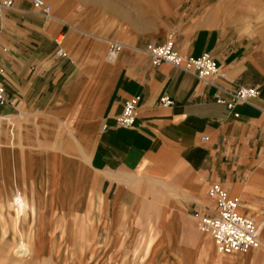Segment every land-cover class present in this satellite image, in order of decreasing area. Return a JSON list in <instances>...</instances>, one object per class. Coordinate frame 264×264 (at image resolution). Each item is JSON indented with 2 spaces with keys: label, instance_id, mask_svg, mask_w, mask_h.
I'll use <instances>...</instances> for the list:
<instances>
[{
  "label": "crops",
  "instance_id": "0c3cea01",
  "mask_svg": "<svg viewBox=\"0 0 264 264\" xmlns=\"http://www.w3.org/2000/svg\"><path fill=\"white\" fill-rule=\"evenodd\" d=\"M206 2L186 0L163 23L161 36L124 43L114 59L86 53L79 60L71 52L57 54L56 35L63 33L66 38L69 30H64L66 23L60 16L52 14V20L46 19L32 8L31 0H14V8L0 21V79L6 97L15 96L16 104L0 105V116L10 124L11 117H26L23 126L29 127L22 131L33 145L35 165L48 166L62 149L69 151L66 164L72 162L71 144L66 143L55 145L48 164L43 160L41 149L58 122L71 130L72 123L82 131L91 130V137L82 141L89 144L84 166L95 176L111 216L117 217L123 203H133L136 213L130 220H138V210L148 207L161 218L173 219L176 214L168 207L175 204L188 218H194L195 226L188 219L185 226L163 231L161 239L170 251H178L175 245L182 238L197 250L202 242L197 219L215 214L207 190L220 183L230 196L239 198L243 214L260 221V245L247 251L251 252L264 248V41L242 34L233 24L219 22L214 6L201 11ZM170 34L182 54L208 52L225 72L221 79L225 86H258L260 93L253 104L238 103L229 110L214 101L213 87L193 75L165 62L153 65L145 46L163 43ZM94 56L98 62L89 67L84 59ZM164 93L173 100L168 107L160 103ZM134 95L140 96L134 124L117 125L124 101ZM35 123L51 127L44 128L41 145L34 141L39 135ZM5 127L2 122L1 189L9 161L8 136L2 133ZM8 132L13 136L11 128ZM204 135L208 140L201 139ZM10 146L14 148V141ZM20 164L24 169L22 158ZM87 182L85 176L82 186ZM168 234L173 237L171 246L165 242Z\"/></svg>",
  "mask_w": 264,
  "mask_h": 264
},
{
  "label": "rangeland",
  "instance_id": "374dc122",
  "mask_svg": "<svg viewBox=\"0 0 264 264\" xmlns=\"http://www.w3.org/2000/svg\"><path fill=\"white\" fill-rule=\"evenodd\" d=\"M46 1L52 5V14L67 23L64 28L69 29L65 38L66 52L81 60L86 53L107 57V44L102 38H115L131 45L137 37L161 36L163 23L186 0ZM210 6H214L219 22L233 24L242 34L264 41V0H207L201 11ZM84 60L89 67L98 62L95 56ZM10 120L11 124L2 121L6 125L2 133L8 136L5 145L9 161L4 189L0 188V264H264L262 246L256 251L217 255L209 236L201 233L207 250L202 251L199 242L195 251L182 238L179 245H175L178 251H170L161 239L163 231L174 230L178 224L185 226L188 219L195 226L194 218H188L175 204L168 207L176 214L173 219L161 218L154 211H148V207L138 210V220H130L136 213L133 203H123L117 217L116 214L111 216L105 209L106 201L95 176L84 166L89 159V144L82 141L91 137V130L82 131L77 123H70L71 130L58 122L57 130L49 132L47 143L41 149L43 160L48 164L49 152L55 145L66 143L71 146L72 162L66 164L69 151L62 149L63 152L51 157V164L42 166L33 164V145L22 131L29 127L23 126L26 117L16 116ZM34 126L39 130L34 141L41 145L45 139L44 128L51 127L45 123ZM10 128L14 137L8 133ZM65 137L69 139L66 142ZM10 139L14 141V148L10 146ZM80 147L85 151L84 156L80 155ZM85 176L88 182L82 186ZM24 190L28 197L40 195L36 198V216L32 221L38 237L28 236V250L18 251L17 227L7 215L6 203L7 197ZM165 242L171 246L173 237L166 235Z\"/></svg>",
  "mask_w": 264,
  "mask_h": 264
},
{
  "label": "built area",
  "instance_id": "2783aa9c",
  "mask_svg": "<svg viewBox=\"0 0 264 264\" xmlns=\"http://www.w3.org/2000/svg\"><path fill=\"white\" fill-rule=\"evenodd\" d=\"M31 5L37 13L52 20V5L46 0H31ZM13 8L14 0H0V21L4 14ZM64 39L63 33H59L55 37L57 54L63 56L66 55ZM101 40L107 44L106 53L110 58L116 57L124 46L123 42L115 38H102ZM144 51L153 65L162 62L168 63L182 72L193 75L198 81L213 87L214 101L218 104H225L229 110H232L238 103L253 104V99L257 98L260 93L256 85L225 86L221 80L225 78V72L218 68L208 52L199 56L182 54L176 49L172 34L163 43L147 44ZM139 100L140 96L134 95L124 101L122 111L116 118L117 125L131 127L134 124ZM6 103L15 105L16 97H6L5 87L0 79V105ZM160 103L162 106L168 107L173 104V100L164 93L160 97ZM2 118L3 116H0V132L4 120ZM105 128L106 125H102V129ZM201 139L208 140V136L204 135ZM207 194L216 206L215 214L198 217L196 226L201 233L211 238L216 251L227 255L257 248L260 245V221L240 211L239 198L230 196L220 183L211 184Z\"/></svg>",
  "mask_w": 264,
  "mask_h": 264
},
{
  "label": "bare ground",
  "instance_id": "6f19581e",
  "mask_svg": "<svg viewBox=\"0 0 264 264\" xmlns=\"http://www.w3.org/2000/svg\"><path fill=\"white\" fill-rule=\"evenodd\" d=\"M124 46H126V45L124 44ZM124 46H123V48H124ZM106 58L107 59H114L115 57L110 58L107 55ZM37 197H40V195L34 194V195H31L30 197H28L25 194V190H24V192H19V194H17V195H12V196L7 197V203L6 204H7V207L9 209V213H7L8 211L6 213H7V215L8 214L10 215V219L14 223L15 227H17L18 242L16 244V247H17L18 251L28 250V248H29L28 239H27L28 236H30L32 239H35L38 237V232L34 231V229L32 228V221L35 219V216H36L35 203H36ZM42 198L43 197H41V199ZM27 215H29V218L27 217ZM41 221L42 220H40V225L42 226ZM260 232H261V228H260ZM4 233L5 232H3V235H4ZM261 244H264V242L262 240H261ZM200 246L202 248V251H204L205 249L207 250V248H205V245L203 242L200 243ZM245 252H247V251H245ZM208 262H209V260H208ZM215 264H219V263L216 262Z\"/></svg>",
  "mask_w": 264,
  "mask_h": 264
}]
</instances>
